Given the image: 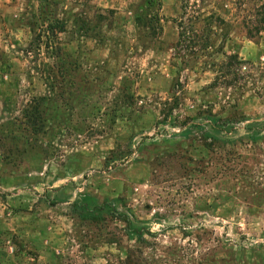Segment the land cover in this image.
<instances>
[{"label":"rangeland","instance_id":"obj_1","mask_svg":"<svg viewBox=\"0 0 264 264\" xmlns=\"http://www.w3.org/2000/svg\"><path fill=\"white\" fill-rule=\"evenodd\" d=\"M49 1L68 22L58 40L40 0H0V114L24 122L40 98L56 113L29 162L0 172V264H106L120 247L157 264H264V0H161L153 39L133 24L141 0ZM210 16L224 21L211 34ZM76 20L100 37L80 39ZM46 44L76 62L65 79ZM80 196L122 201L155 238L83 223L70 209Z\"/></svg>","mask_w":264,"mask_h":264},{"label":"trees","instance_id":"obj_2","mask_svg":"<svg viewBox=\"0 0 264 264\" xmlns=\"http://www.w3.org/2000/svg\"><path fill=\"white\" fill-rule=\"evenodd\" d=\"M138 13L134 15L133 24L136 29L137 35L141 36L144 39H153L160 36L162 33V3L161 0H141L138 7ZM31 16H28V19L25 21L27 26H30L31 32L36 31L35 25L37 16L33 13ZM100 21H103V18H99ZM38 21L48 24V32L52 36V39L58 40V34H65L67 32L68 22L59 17V6L56 1L49 0H40V10ZM204 23H207L209 31L211 30L214 23L224 24V21H221L219 18L215 19L214 16L203 19ZM73 26L76 28L75 35H78L80 39H89L91 36L100 37V32H97V28H91L87 21L76 20L73 22ZM211 34V31H210ZM180 36L184 37L183 33H180ZM39 41V40H38ZM209 41V39H208ZM209 43L207 44V46ZM46 48L53 49V54L51 58L62 60L61 65H54L60 74L61 78L65 79L68 76L66 65L76 67V62H71L69 59H72V55L67 53L65 49H62L60 45L50 46L46 44ZM228 66L234 67L238 65L239 57L237 55L227 56ZM0 64L2 65V73L6 69H10L11 65L8 62V57L4 54L0 55ZM48 66V65H47ZM49 67V66H48ZM66 73V75H64ZM4 82V79L0 77V84ZM51 90H54L51 87ZM62 94V93H61ZM60 94V95H61ZM63 96V95H61ZM88 96V95H87ZM83 95V99H80V104H87L88 97ZM63 99V98H62ZM125 102L122 105L124 108H130L132 105L127 104L128 97H124ZM47 98H40L38 101H35V105L29 107L27 110L23 111L22 120L13 117L10 114V118L4 119L0 114V172L2 168L8 164L13 167L12 172L15 173L16 170L21 169L24 164L29 162V157L26 159L25 156L28 153V149L31 146L30 140L33 137L38 136L40 133H43V128L49 121H54L56 118V113L52 118L51 115L54 113V108L51 104H47ZM121 100H118V105L120 106ZM7 113V111H6ZM115 122V121H114ZM25 128V132L28 133L29 138L26 139L24 146L25 151L20 149V142L22 137H19L21 131ZM222 127H217L218 134H221ZM187 132H183L185 135ZM7 150L8 154L3 155ZM25 158V159H24ZM0 175V179H1ZM11 177V176H10ZM2 178H6L5 176ZM9 178V177H8ZM64 203H69L68 199ZM118 203L122 201H109L106 200L102 204L96 202L92 197L89 196H80L76 201L70 205V209L73 211V214L82 220L85 224H91L95 227L104 226L108 221H113L114 223H120L124 226V231H126V236L130 241L137 240L139 244L145 245V237L155 238L156 233H153L150 228L146 226V223L139 221L132 211L126 210L121 212L118 208ZM123 207V206H122ZM125 208V207H124ZM120 241L117 239V242L114 241V244H118ZM118 246H120L118 244ZM119 254L112 260H107L106 264H157L158 261L152 257L145 258L144 253L141 251H132L127 249L125 252L123 248L120 247ZM57 260H60L59 257H56ZM71 264H76V261L71 260Z\"/></svg>","mask_w":264,"mask_h":264}]
</instances>
